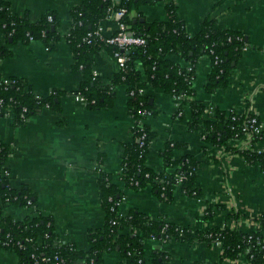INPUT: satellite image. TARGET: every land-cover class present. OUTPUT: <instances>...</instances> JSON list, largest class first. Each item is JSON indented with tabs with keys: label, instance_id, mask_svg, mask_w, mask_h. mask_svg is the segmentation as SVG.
Wrapping results in <instances>:
<instances>
[{
	"label": "crops",
	"instance_id": "0c3cea01",
	"mask_svg": "<svg viewBox=\"0 0 264 264\" xmlns=\"http://www.w3.org/2000/svg\"><path fill=\"white\" fill-rule=\"evenodd\" d=\"M177 17L186 32L194 36L205 20H213L218 28L243 35L247 47L237 63L232 64L228 87L213 93L205 91L210 59L202 56L195 65L193 100L207 108L221 111H248L262 125L258 148L264 151V0H172ZM12 15L28 16L32 23L48 13L60 21V40L48 50L41 41L12 44L0 34V46L8 56L0 59L1 79H21L37 98L60 94V111H42L30 117L22 127H14L11 119L0 117V143L11 149L5 168L11 186H26L36 197V211L8 206L4 216L14 221L42 215L53 220L58 238L80 251L89 249L88 233L104 224L99 198L98 173L115 177L122 164L123 146L133 141L134 119L129 113L126 87L115 88L109 109L91 110L72 95L82 75L72 70L75 62L65 39L72 25L71 12L81 0H0ZM145 21H165L164 3L141 9ZM107 34L115 31V23L101 24ZM93 71L104 84L118 73L116 61L108 49L90 54ZM176 61L183 63L179 58ZM187 65V64H183ZM146 96L157 113L145 119L154 137L146 154L145 166L155 172L165 168L163 152L171 147L170 158L179 161L192 157L197 163L194 181L199 198L185 195L177 187L170 202H163L150 188L124 190L119 205L121 216L137 211L154 222L204 233L214 228H237L240 232L255 231V219L264 213V170L249 164L242 156L205 142L200 130L189 129V112L177 117L180 101L159 89L146 88ZM185 105V106H184ZM204 118H209L207 112ZM171 145H174L172 147ZM239 148L240 142L229 146ZM170 170V169H169ZM173 170V168L171 169ZM170 170V171H171ZM118 183V182H117ZM121 186V183H118ZM238 214V219H229ZM264 240V232H263ZM144 264L161 252L170 264H249L244 254L232 261L221 259V244H167L159 240L144 243ZM118 252H105L101 264H119ZM0 264H21L18 255L0 248Z\"/></svg>",
	"mask_w": 264,
	"mask_h": 264
},
{
	"label": "trees",
	"instance_id": "16d2710c",
	"mask_svg": "<svg viewBox=\"0 0 264 264\" xmlns=\"http://www.w3.org/2000/svg\"><path fill=\"white\" fill-rule=\"evenodd\" d=\"M164 3L167 15L165 21L141 22L144 17L141 9L157 3ZM119 7L126 9L121 22L127 30L146 40L140 47H132L124 52L125 69L118 72L112 81L104 84L93 75V62L90 54L105 48L113 55L117 49L100 39H93L87 44L84 39L88 33L107 21ZM72 28L65 39L69 44L74 64L72 70L82 75V80L73 96L84 98V105L91 110L109 109L115 98V88L126 87L127 103L134 119L133 141L123 146L122 164L115 177L107 173H98L99 198L104 212V224L99 230L88 233L89 249L80 251L72 244L63 243L57 236L52 218L35 215L23 221H14L2 214L8 206L35 209L36 197L26 186L18 189L11 187L10 180L3 175L5 161L11 149L0 143V248L16 253L21 264H101L105 252H118L122 258L119 264H144V243L147 240H159L165 244L171 241L180 243H220L221 259L236 260L243 250H248L251 264H264V213L257 219L258 229L243 233L237 228H214L204 233H192L189 229L177 227L166 222H154L137 211L129 212L125 217L119 212V205L124 199V190L138 191L150 187L163 202H170L177 188L174 176L180 174L184 180L180 186L188 197L199 198L195 188L198 163L190 156L179 161L170 158L171 147L163 152L165 168L155 172L145 166L146 154L154 135L145 124V119L157 113L148 96L137 94L139 88L159 89L172 96L194 97L192 82L195 65L202 56L210 59V71L205 84V91L213 93L228 87V78L232 64L237 63L247 47L243 35L218 28L213 20H205L200 31L194 36L186 32L185 24L177 17L172 0H122L114 6L113 0H81L71 12ZM51 17V21L48 20ZM59 18L54 13L44 14L39 21L32 23L28 16L18 17L9 12L7 4L0 2V34L6 43H28L41 41L48 50L60 40ZM0 46V59L8 56ZM191 66L192 70L176 61ZM0 78V117L9 108L14 127H22L26 121L44 110L60 111L58 92L48 97L37 98L21 79H8L4 84ZM135 91L134 99L129 93ZM207 112L209 118H204ZM250 113L237 117L234 121L229 112L216 108H207L203 104L189 101V129L200 130L205 142L223 148L225 152L239 154L249 164H259L264 170V153L257 154L247 146H229L242 136L240 130L246 125ZM183 119V117H179ZM145 137L137 141L142 132ZM261 139L251 138L248 144L254 145ZM174 147V145H171ZM173 168V170H171ZM171 171H170V170ZM121 183V186L118 183ZM28 202L31 204L28 205ZM229 219H238L232 214ZM9 242L5 246V242ZM42 258L48 259L41 262ZM151 264H170L169 257L161 252L150 259Z\"/></svg>",
	"mask_w": 264,
	"mask_h": 264
},
{
	"label": "built area",
	"instance_id": "2783aa9c",
	"mask_svg": "<svg viewBox=\"0 0 264 264\" xmlns=\"http://www.w3.org/2000/svg\"><path fill=\"white\" fill-rule=\"evenodd\" d=\"M114 1V6L117 7V5H119L122 0H113ZM126 9L124 7H119L116 12L113 13L112 16H110L108 18V20H112L115 23V31L111 34H107L106 31L104 30L103 26L100 24L96 30H94L92 33H88L86 38L84 39V41L87 44H90L92 42L93 39H100L101 41H104L107 45L109 46H113L117 49V51L113 54V57L116 61V65H117V69L118 72L123 71L125 69V62H126V58L123 55L124 52L128 51L130 48L132 47H140V46H144L146 44V40L140 36H136L133 32H130L129 30H127L125 24H123L121 22L122 17L126 14ZM48 20L51 21V17H48ZM73 25V23H72ZM72 25L70 26L69 32L65 35L69 36L70 34V30L72 28ZM187 71H191L192 68L190 65H183ZM93 75L97 76V72L93 71ZM4 84L9 85L10 82L8 79L3 80ZM146 88L148 87H143V88H139L137 90V94L142 95V96H146ZM135 91H131L129 93V97H133L134 99V94ZM172 96V95H171ZM173 98H175L176 100L180 101L179 105H178V109H177V117H182L185 113V110L183 109V102H185V104L187 105V110L189 112V101L193 100L190 97L187 96H172ZM75 100L81 104H84V98L81 96H74ZM185 106V105H184ZM131 109V107H129ZM229 113L231 114V119L234 121L235 119H237V117L243 116L247 114V111H242L241 112H237L236 110H231L229 111ZM4 117L7 118H11L12 114L11 111L9 110V108H6L4 110ZM139 129L142 132V135L140 137H138L139 139L137 140L138 142L140 140H142L145 137V134L143 132V128H142V123H139ZM262 125L260 124L258 118L250 113V116L247 120L246 125L243 126V128L240 130V133L242 134L241 137L238 138V134H235V138H237V141L240 142V147H242L243 145L247 146L249 149H251L252 151L256 152L257 154H261L264 153L263 150H261L260 148H258V143L256 142L254 145L248 144V142L250 141L251 138H257L261 135L262 133ZM3 175L8 178L10 180V185H11V178L9 175V172L7 171V169L5 168L3 170ZM174 180L177 183V187H180L184 177L180 174H177L174 176ZM12 187V186H11ZM31 203L28 202V205H30ZM31 211L35 210V209H30ZM35 213V212H33ZM258 229V227L256 228V230ZM255 230V231H256ZM253 232V231H252ZM264 229H262L261 234L263 235ZM214 244H220V243H214ZM5 246L9 245V242H5L4 243ZM242 254H244L247 258V262L249 264L250 263V259H248L247 255H248V250H243L241 252ZM240 253V254H241ZM48 259L46 258H42L41 262H47ZM38 261H35V263L37 264Z\"/></svg>",
	"mask_w": 264,
	"mask_h": 264
},
{
	"label": "water",
	"instance_id": "95a60500",
	"mask_svg": "<svg viewBox=\"0 0 264 264\" xmlns=\"http://www.w3.org/2000/svg\"><path fill=\"white\" fill-rule=\"evenodd\" d=\"M140 21H141V22H144L145 20H144V19H141Z\"/></svg>",
	"mask_w": 264,
	"mask_h": 264
}]
</instances>
